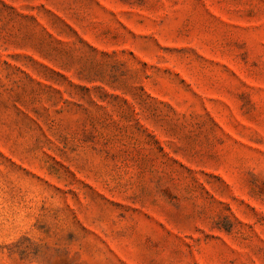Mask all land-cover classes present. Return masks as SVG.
Here are the masks:
<instances>
[{
	"label": "rangeland",
	"instance_id": "374dc122",
	"mask_svg": "<svg viewBox=\"0 0 264 264\" xmlns=\"http://www.w3.org/2000/svg\"><path fill=\"white\" fill-rule=\"evenodd\" d=\"M0 264H264V0H0Z\"/></svg>",
	"mask_w": 264,
	"mask_h": 264
}]
</instances>
